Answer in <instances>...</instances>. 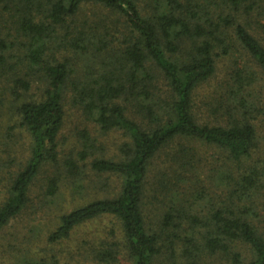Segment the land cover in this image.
<instances>
[{"label":"trees","instance_id":"1","mask_svg":"<svg viewBox=\"0 0 264 264\" xmlns=\"http://www.w3.org/2000/svg\"><path fill=\"white\" fill-rule=\"evenodd\" d=\"M223 61L227 80L207 103L214 121L199 122L194 94ZM263 78L264 0H0V124L27 140L23 162L10 150L0 160L9 177L0 234L47 174L45 195L58 211L47 244L97 219L119 225L63 264H264ZM69 103L101 133L127 138L116 159L86 128L78 149L60 150ZM190 141L229 162L211 171L223 196L196 195L187 182L201 169ZM111 178L119 185L110 194ZM68 201L69 210H58ZM150 209L158 213L154 227ZM44 251L16 250L17 264H61L54 254L43 259Z\"/></svg>","mask_w":264,"mask_h":264},{"label":"rangeland","instance_id":"2","mask_svg":"<svg viewBox=\"0 0 264 264\" xmlns=\"http://www.w3.org/2000/svg\"><path fill=\"white\" fill-rule=\"evenodd\" d=\"M84 11L87 15H92V8L86 6ZM9 27V26H7ZM229 62H220L218 64L215 75L210 79L209 82L201 86L197 89L194 94V113L199 120V122H203V119L206 117L210 118V121H214L213 117L208 110L207 103L210 98L214 95L215 90L218 85L223 81L227 80L226 70L228 69ZM227 66V67H226ZM226 67V68H225ZM160 80H163L158 74ZM264 83V78L263 82ZM159 91L158 93L162 94L166 91V86L163 82H160L158 85ZM131 118L134 119L133 115L129 114ZM135 121L138 119H134ZM0 130V144H2V148H0V160L4 159V154L6 151H11V156L16 160V164L23 162L22 154L27 149V140L22 135V131L19 133L13 130V135L15 138H11V133L6 131L9 126L8 121H4L1 124ZM10 125H14L12 122ZM86 128L88 131V135L92 140H94L97 147H100L101 150H105L108 152L107 158L116 159L115 157L119 155V148L121 144L127 139L126 137H122L121 133L116 134L111 132L101 133L99 128L93 124L91 121L86 120L81 111L73 108V106L69 103L66 106V118L64 127L59 136V144L60 150L63 149L67 154L75 149H78L79 142V133ZM6 131V132H5ZM10 135V136H9ZM184 143V142H182ZM191 145H186V147H190L193 149V157L192 159L196 162H199V166L201 169L196 172V174H192L196 180L193 178L187 182L190 184H194L192 189L196 191V195L198 192L203 191L207 194L213 195L220 194L221 184L218 180V174H213L212 170H219L223 167H226L229 162L226 161V158L220 153L218 149L213 146L206 145L202 142H191ZM115 156V157H114ZM21 158V159H20ZM90 158V157H89ZM20 159V160H19ZM165 161V156L161 155L159 159L156 161L157 165H161L162 162ZM90 162V161H89ZM196 164V163H195ZM15 168V167H14ZM14 168H12L9 173H13ZM231 168V167H230ZM215 171V172H217ZM8 172V169L7 171ZM155 169L149 175L148 181L150 183L154 180ZM91 175V182L96 180L97 175H95L92 171H89ZM47 174H41L38 176L36 181L33 183L30 194V203L29 206L16 218H14L1 232L0 234V264H17V258L15 256L16 250H26L27 252H34V255L39 253V250H45L49 252L46 254L42 253L40 256L46 259H50V255H57L61 264L65 261H69V258L77 256V249L82 247L84 241L88 243L91 240L99 238H108L109 232L113 230L114 232H118V222L114 218H102L92 221L88 224H85L81 228H78L75 232H73L71 238L67 241H64L60 244H56L50 246L46 243V237L49 232L53 231L56 222H57V212L53 211L54 205L51 203V199L47 198L45 195L46 184H47ZM9 177L4 171L0 170V200L3 199L5 193V187L7 185ZM112 180L108 186L109 190L106 189V192H113L117 189L119 185V181L117 179L111 178ZM201 182H203L201 184ZM98 183V182H97ZM94 184V183H93ZM183 185V184H182ZM94 186V185H92ZM91 186V187H92ZM97 187L99 186L96 185ZM185 189V185H183ZM190 187V186H189ZM205 188L207 191H204ZM96 189V187L94 188ZM99 190V189H98ZM98 192V191H96ZM95 193V192H94ZM93 193H90V195ZM223 196V193H221ZM70 201L63 202L62 207L58 210H69ZM261 211H259V220L261 224L264 226V207L260 205ZM151 215V224L154 227L157 219L156 216L158 213L154 209H150L148 212ZM72 255V256H71ZM79 261V264H91L88 260L76 259ZM214 262V263H213ZM205 264H225V262H216L211 258H207ZM74 264V261L72 262ZM120 264H129L126 260L121 258ZM229 264H232L229 262Z\"/></svg>","mask_w":264,"mask_h":264}]
</instances>
